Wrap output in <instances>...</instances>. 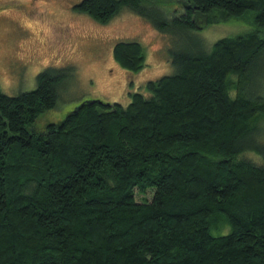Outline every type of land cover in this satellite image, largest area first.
<instances>
[{
	"label": "trees",
	"instance_id": "16d2710c",
	"mask_svg": "<svg viewBox=\"0 0 264 264\" xmlns=\"http://www.w3.org/2000/svg\"><path fill=\"white\" fill-rule=\"evenodd\" d=\"M159 1L73 6L99 22L127 8L159 31H188V46L168 50L174 71L148 79L147 94L84 101L40 130L72 68L46 67L16 95L0 89V264H264V163L238 157L264 159L252 138L264 96L248 85L264 58V0H178L168 17ZM247 12L254 29L209 49L189 36ZM112 56L137 72L144 47L118 40Z\"/></svg>",
	"mask_w": 264,
	"mask_h": 264
},
{
	"label": "rangeland",
	"instance_id": "374dc122",
	"mask_svg": "<svg viewBox=\"0 0 264 264\" xmlns=\"http://www.w3.org/2000/svg\"><path fill=\"white\" fill-rule=\"evenodd\" d=\"M79 0H0V89L8 95L36 86V74L46 67L70 66L71 74L59 87L56 104L36 117L40 130L47 122L61 119L83 99L99 98L126 104L134 91L147 94L145 82L174 71L171 47L182 49L189 41L184 33L159 31L151 21L122 8L106 22H99L73 6ZM157 5L166 16L182 11L178 0H162ZM251 12L243 18L204 25L192 30L204 48L223 36H234L254 29ZM264 37V29L259 30ZM118 40H135L144 47L141 69L131 72L112 56ZM248 85L264 96V58L251 73ZM253 88V87H252ZM252 138L264 143V117L256 122ZM239 158L263 164L262 155L243 149ZM152 189L135 199H150ZM226 229V228H225Z\"/></svg>",
	"mask_w": 264,
	"mask_h": 264
},
{
	"label": "water",
	"instance_id": "95a60500",
	"mask_svg": "<svg viewBox=\"0 0 264 264\" xmlns=\"http://www.w3.org/2000/svg\"><path fill=\"white\" fill-rule=\"evenodd\" d=\"M84 101H87V102H89V103H92V102H94V101H97V102H99V103H103V100H101V99H99V98H89V99H84L83 101H81L79 104L76 105V107H77L78 105H81ZM107 102H108V101H107Z\"/></svg>",
	"mask_w": 264,
	"mask_h": 264
}]
</instances>
